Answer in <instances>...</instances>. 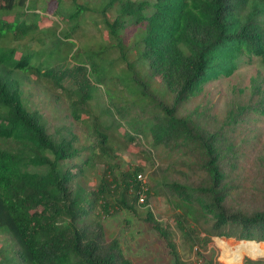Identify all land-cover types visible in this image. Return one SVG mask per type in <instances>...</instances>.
Returning a JSON list of instances; mask_svg holds the SVG:
<instances>
[{
	"label": "trees",
	"instance_id": "trees-1",
	"mask_svg": "<svg viewBox=\"0 0 264 264\" xmlns=\"http://www.w3.org/2000/svg\"><path fill=\"white\" fill-rule=\"evenodd\" d=\"M66 2L64 7L56 0L58 47L44 72L31 67L33 52L19 47L17 57L16 48L0 43L1 250L12 240L17 264H133L116 237L107 239L103 220L124 211L137 216L145 208L141 221L162 240L166 264H195L189 257L197 242L181 224L177 236L168 215L167 221L155 215L156 198L210 237L264 242V125H249L250 119L264 123V0ZM26 3L0 0V39L22 42L32 30L18 11ZM88 13L101 18L108 42L81 50L70 41L66 48ZM109 49L117 58L109 60ZM253 56L263 74L257 71L230 94L220 113L209 86L251 64ZM115 67L129 78L110 87L112 99L118 98L109 109L115 131L121 128L116 140L142 146L150 168L143 186L136 176L144 165L111 163L109 132L99 130L98 117L85 123L82 115H89L92 81H105L103 70ZM30 68L37 76L33 82L26 75ZM59 89L70 114L58 107L62 113L52 122L31 108L34 91L51 92L52 102L61 105ZM76 123L88 145L82 146ZM97 164L101 169L91 185L89 171ZM141 192L145 200L139 204ZM198 257L214 264L202 252Z\"/></svg>",
	"mask_w": 264,
	"mask_h": 264
},
{
	"label": "rangeland",
	"instance_id": "rangeland-1",
	"mask_svg": "<svg viewBox=\"0 0 264 264\" xmlns=\"http://www.w3.org/2000/svg\"><path fill=\"white\" fill-rule=\"evenodd\" d=\"M63 1V6L67 7L68 4L66 0ZM55 5L56 0H28V3H26L23 7L19 8L18 10L19 12L25 13V17H23L22 19L24 20L26 18L25 24L27 26L32 25L33 23L32 30L22 37L23 44L22 42H20L21 40H12L13 37L11 36L0 39V43L2 46L11 45V47H14L16 49L19 47L22 48L24 52H33L34 56L31 60L30 65L31 67L39 66L42 72H44L48 68L50 62H55V51L58 47V43L56 41L58 35L53 33V29L55 27L53 20L59 22L61 17L57 16L56 14H53V12L56 11ZM35 8L36 10H34ZM33 13L41 15L43 18H35L33 16ZM11 18L6 17L4 21L7 22V19L10 20ZM66 41V48H69L68 43L71 41L75 43L77 47L81 50H93L94 48H97L98 43H107L108 36L105 30L103 29V26L101 25V18L98 15L88 13L87 19L81 24L80 30L74 35H72L71 38L66 39ZM115 52L116 50L113 49L108 50L109 60L117 58L118 55H116ZM20 55L21 52H18L17 49L15 56L18 57ZM67 57H69V55H67ZM70 63H72L70 60L66 62V64ZM76 63L80 64L81 62ZM259 67V60L254 58L251 60V64H241L238 68V71L235 72L234 75L230 78L220 79L213 85L209 86V91L214 97L213 100L216 104V109L219 110L220 113L223 112L224 103L228 98H230V94L234 93V91L239 87L247 86L249 84L248 79L252 75H254V73H257V71H261V73L263 74V70H261V68ZM119 70V67H115L113 70L111 69V73L110 71L106 72L103 70V72L107 75L106 80L97 83H95V80L92 81L94 85L92 99L88 103L86 113L89 115L85 116V113H83L82 115H84L83 117L87 118L85 120V123L88 122V118L94 116L98 117L97 124L99 125L98 127H100L99 130L104 131L105 127V131L109 132L108 134L112 137V143H110V146L113 147L112 151L115 154V158L114 160H111V163H118L122 168H127V166L134 165H144L145 171L141 174L145 178L146 183L147 175L150 171V168L147 162L148 159L142 153V146L139 144L131 143L127 145V147H124L123 144L119 143L116 140V138H122L118 135L121 133L117 131L121 128H118L115 131L114 123H117L116 116L114 112L111 113L109 109L112 110L113 107L118 105L117 102H115L118 100V98H115V101L112 99L110 95V87L112 86V82H116V80L122 86H124L123 84L129 83L127 73L122 69L121 72ZM114 73L116 74L114 75ZM26 75L31 82L35 81L37 77L33 68L27 70ZM40 83L44 84L45 82L44 80H41ZM116 87H118V90L122 91L119 85H115V88ZM34 92V95H30L28 97L29 102L31 104V108L38 109L42 114H44L45 117H50L52 122L55 121L56 116L58 117L60 115V111V113H62V110L58 109V107H63L62 109H64L65 114H70V107L66 108V104L68 105V102H65L64 96L66 93L64 90L61 91L59 89L56 91V94L62 97L63 102L61 105H56L52 102L51 92H49V94L45 92L43 95H39L36 91ZM188 108H191L190 105ZM249 125H252L257 129H261L264 123L250 119ZM76 128V132H79V134L82 135V146L88 145L90 139L85 133L84 128L79 124L76 126ZM120 132H124L123 129L120 130ZM123 143L125 144V141ZM100 169L101 165L97 164L92 170V172L89 171V179L91 185H93V183L94 185L96 184V175L99 174ZM151 202L155 211V215L157 217H161V215L163 214L162 218L164 219V221H167L165 217L167 218L166 215H168L169 219L170 214L173 213V207L170 209L167 208L161 198L152 199ZM145 213L146 209L144 208L140 209V214L138 213L137 216L126 211L117 212L112 217L104 216L103 224L105 227L106 237L107 239L116 237L120 242L124 255L129 258L133 264H166L169 260L168 257L165 256V249L162 245V240L156 232L152 231L151 227L147 226L141 221ZM169 223L172 227L176 228V221L169 220ZM182 228H176L177 236H180L179 232L182 230ZM7 237L9 238V236ZM11 241L9 240L5 243V248L3 251L0 247V260L6 257L5 264H13V260L17 264L13 254V243ZM195 247L200 250V246L196 245ZM200 252L202 251L200 250ZM195 256L198 257V252L196 251L195 255L194 251H192L189 259L193 263L196 259ZM205 257L211 259L212 262H214V258H209L206 255ZM203 264H205V259H203Z\"/></svg>",
	"mask_w": 264,
	"mask_h": 264
},
{
	"label": "crops",
	"instance_id": "crops-1",
	"mask_svg": "<svg viewBox=\"0 0 264 264\" xmlns=\"http://www.w3.org/2000/svg\"><path fill=\"white\" fill-rule=\"evenodd\" d=\"M170 219L183 226L184 231L200 246L202 253L209 258H214V264H242L245 259L253 261L260 259L264 261V255L252 254L251 251L241 250L238 247L239 244L246 245L249 244L247 242L253 243L255 241L210 237L202 233L192 222L185 219L177 209H173V213L170 214ZM255 243L259 244L264 242Z\"/></svg>",
	"mask_w": 264,
	"mask_h": 264
},
{
	"label": "built area",
	"instance_id": "built-area-1",
	"mask_svg": "<svg viewBox=\"0 0 264 264\" xmlns=\"http://www.w3.org/2000/svg\"><path fill=\"white\" fill-rule=\"evenodd\" d=\"M137 180L142 184V186L145 184V178L143 177V175L141 173H139L137 176H136ZM143 191L146 190L145 187L142 188ZM145 200V194L143 192L139 193V196H138V203L139 204H142ZM195 255H196V251L199 253L200 250L197 248V247H194L193 249ZM195 264H203V259L200 258V257H197L195 256Z\"/></svg>",
	"mask_w": 264,
	"mask_h": 264
},
{
	"label": "bare ground",
	"instance_id": "bare-ground-1",
	"mask_svg": "<svg viewBox=\"0 0 264 264\" xmlns=\"http://www.w3.org/2000/svg\"><path fill=\"white\" fill-rule=\"evenodd\" d=\"M238 247L241 250L245 249L247 251H251L252 254H259V255L262 254V255H264V243H262V244L249 243V244H246V245H240L239 244Z\"/></svg>",
	"mask_w": 264,
	"mask_h": 264
},
{
	"label": "clouds",
	"instance_id": "clouds-1",
	"mask_svg": "<svg viewBox=\"0 0 264 264\" xmlns=\"http://www.w3.org/2000/svg\"><path fill=\"white\" fill-rule=\"evenodd\" d=\"M252 59H254V56L251 58V60H252ZM255 59H257V58H255ZM258 60H259V59H258Z\"/></svg>",
	"mask_w": 264,
	"mask_h": 264
}]
</instances>
